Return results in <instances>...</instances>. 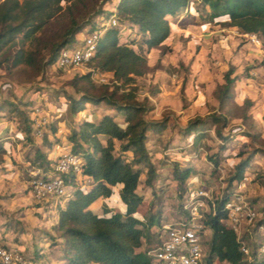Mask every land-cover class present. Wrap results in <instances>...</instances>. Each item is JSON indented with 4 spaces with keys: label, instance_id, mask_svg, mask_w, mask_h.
I'll list each match as a JSON object with an SVG mask.
<instances>
[{
    "label": "trees",
    "instance_id": "trees-1",
    "mask_svg": "<svg viewBox=\"0 0 264 264\" xmlns=\"http://www.w3.org/2000/svg\"><path fill=\"white\" fill-rule=\"evenodd\" d=\"M90 1L0 0V54L19 46L14 55H7L4 60L10 61L13 68L25 66L39 74L46 66L56 63L64 48L77 43L84 30L91 33L104 29L96 53L88 63L92 69L75 77L77 95H69L67 108L60 112L63 116L68 112L76 118L87 110L88 105L99 107L104 104L108 109L100 118L94 112L87 114L70 129L68 140L72 151L82 158V173L80 176L73 172L62 174L72 186L71 194L63 204L56 199L47 201L53 203L58 211L54 233L48 232L47 235L53 244L60 245L63 264H153L148 254L150 246L142 248L145 237L149 241L151 239L149 226L145 224H155L156 218L152 215L144 221V216L138 215L144 203V196L138 188L143 175L151 186L159 176L148 146L149 134L166 130L171 118L166 115L159 120H149L147 112L150 107L138 99L137 79L150 70L147 54L154 48L163 47L162 54L170 49L168 41L172 35V24L169 16H176L187 8V14L191 8L198 13L204 12L215 25L233 27L242 34L255 33L264 44V0H118L111 10L103 5L98 10L94 9ZM109 1L105 0L104 4ZM91 10L95 12L92 16L89 15ZM113 15L120 25L104 27L106 20ZM97 17L105 22L97 21ZM61 19L66 20V25L59 37L47 47L41 35L48 26ZM186 23L191 24L193 20L187 19ZM122 25L135 27L139 39L124 40ZM234 72L235 67L231 66L225 73L224 83L215 91L221 113L190 119L182 130L198 153L204 139L209 136L211 126L216 127V133L222 139L221 148L225 156L236 146L237 140H247L245 135L232 137L221 130L228 124V118L222 112L235 98L237 77ZM95 73L109 75L115 84L112 88L96 85ZM158 91L154 88L151 94L156 95ZM2 112H8L10 118L15 114L20 116L18 129L24 134L23 140L34 141L31 114L21 110L19 104L10 99L0 103V115ZM49 126L53 139L45 131L42 144L52 149L61 139L57 135V123L52 121ZM12 148L9 139H0V170L4 168L8 155L18 163ZM34 149V158L30 159L34 165L44 172L54 167L55 161L48 158V152L37 146ZM260 151L253 149L236 164L229 178V187L217 199L213 211L205 215V229L212 231L205 264H215L216 260L229 264H264V256L257 253L262 242L252 243V258L249 259L242 250V240H245L239 239L225 223V204L233 192L230 186L234 181H243L253 156ZM243 154L238 153L239 156ZM211 159L216 166L221 161L218 155ZM194 171L191 166L174 164V174L181 186ZM80 178H90L91 182L82 186ZM116 192L126 206L124 211L109 204ZM100 200L104 202L101 213H98L93 207ZM181 211L186 217L189 215L184 204ZM263 222L257 221L254 229L264 226ZM157 223L160 224L159 219ZM158 235L160 239V232ZM33 256L39 262L40 255Z\"/></svg>",
    "mask_w": 264,
    "mask_h": 264
},
{
    "label": "rangeland",
    "instance_id": "rangeland-1",
    "mask_svg": "<svg viewBox=\"0 0 264 264\" xmlns=\"http://www.w3.org/2000/svg\"><path fill=\"white\" fill-rule=\"evenodd\" d=\"M90 2L93 3L94 9L98 10L103 5L105 9L111 10L115 8L118 0H110L107 4H104L105 0H91ZM94 14L95 12L91 10L89 15ZM96 20L105 22L99 17ZM109 20L110 18L106 22ZM65 21V19L56 21L44 30L41 36L48 44L47 47L50 42L59 37L66 25ZM106 25L104 27H108ZM122 28L123 31H129L127 35H123L124 40L139 39L135 27L122 25ZM224 28L226 30L220 32L210 33L208 31L209 39L196 34H192L197 38L195 41L180 34L171 36V41L168 42L170 49L165 51V54H162L163 47L148 52L150 70L146 75L137 79L138 99L150 107L147 118L159 120L166 115L171 118V123L166 130L158 134L154 132L149 134L148 145L159 176L151 186L145 182L146 176L143 175L138 188V192L144 196V203L138 215H143L144 221H148L152 215L156 218L155 224L149 222L145 224L149 226L151 239L149 241L147 236L145 237L142 249L164 239L162 229L164 223L176 224L186 216L182 213L181 207L190 197L191 190L209 191L211 200L207 203L204 212L213 211V204L229 187V178L233 175L236 164L256 148L262 151L253 156L251 166L245 173L243 181L241 183L234 181L230 188L234 191L243 184L241 189L257 209V221L264 220V76L255 77L252 74V71H258L257 68L260 67L261 52L248 37L242 35L236 28ZM86 32L84 30L79 35V39H83ZM18 48L19 46H15L5 54H0V103L4 99L14 100L19 104L20 109L28 114L33 113L36 107H40L42 111L50 113L53 121L61 128L60 135L68 136L70 129L75 127L80 119L85 117V114L82 112L76 118L71 117L68 112L62 118L56 119L55 116L61 109L67 108L69 95H77L74 85L75 77L90 71L92 69L90 64L67 70L46 66L38 74L35 70L25 66L13 68L10 61L4 60L7 55H14ZM47 51L48 48L45 55ZM231 66L235 67L234 76L237 77L235 98L222 112L227 116L228 124L221 130L232 137L245 135L247 140L246 142L237 140L236 146L228 156H225V151L221 148L222 139L217 135L216 127L211 126L209 136L204 139L203 147L198 153L192 143L188 146L192 140L184 135L182 130L190 119L221 113L215 91L218 85L224 83L225 73ZM106 79L107 82L102 83L96 81L95 78L94 81L98 86L107 85L112 88L115 82L109 75ZM154 88L159 89L156 95L151 94ZM107 109L108 106L104 104L99 107L88 105L84 113L94 112L98 116ZM10 117L11 115L7 112L6 115H0V120H9ZM14 117H16L14 121L21 119L16 114ZM46 130L51 132V127L48 126ZM35 140L41 141L42 139L35 137ZM23 146H20L22 153L17 152L16 155L18 157L21 155L23 159L26 157L32 159L34 147L24 150L26 146ZM240 152L244 154L239 156ZM216 155L221 159L218 166L214 165L211 159ZM177 162L180 167L191 166L195 170L184 186L178 184L174 174V164ZM194 177L197 179H193ZM29 190L32 191V188L28 187L26 192ZM7 193L9 196L6 199V205L12 208L8 213L19 214L28 211L31 205L27 204L29 200L27 201L22 190L9 189ZM112 202L116 203L120 210L126 208L118 192L112 196ZM5 215L7 216L2 212V218H5ZM8 218L6 225L14 229L17 225L10 216ZM158 219L160 224L157 223ZM16 232L19 234L20 241H32L29 233H22L19 229ZM211 235L210 229L204 233L203 246L206 254L210 247ZM4 238L10 239L11 235L9 232L0 230V239ZM243 239L251 247L255 241L263 242L264 229L255 230L251 227ZM215 264L229 263L216 260Z\"/></svg>",
    "mask_w": 264,
    "mask_h": 264
},
{
    "label": "built area",
    "instance_id": "built-area-1",
    "mask_svg": "<svg viewBox=\"0 0 264 264\" xmlns=\"http://www.w3.org/2000/svg\"><path fill=\"white\" fill-rule=\"evenodd\" d=\"M106 26L120 25L118 19L113 15ZM104 24V25H105ZM104 33V29L94 32H86L83 39L64 48L53 67L67 70L72 67H78L90 62L95 55L99 38ZM248 37L253 45L259 48L261 52L260 67L258 71H252L256 76H264V44L261 38L255 33L242 34ZM96 81L107 82V75L95 73L93 76ZM33 134L35 137L42 138L46 128L52 123L53 117L50 113L42 111L36 107L32 113ZM61 112L57 113L56 119L62 117ZM57 157L54 165V173L46 174L41 167L36 166L32 169L30 186L34 197L38 201L59 200L63 204L71 194L72 186L69 185L62 174L73 172L80 176L82 173V158L72 151V144L69 141H60L55 145ZM90 178L79 180L82 186L88 185ZM243 185V184H242ZM234 190L227 199L225 209L227 218L225 223L231 227L242 239L254 227L258 212L256 207L248 200L241 189ZM211 197L207 190L190 191V197L184 205L188 211V216L182 218L178 223H164V239L151 245L148 254L153 260V264H205L206 253L203 246V237L206 232L204 218L206 213L204 209L207 203H210ZM215 204H213L214 209ZM212 209V210H213ZM260 229H264L261 226ZM242 250L252 258L251 247L242 240ZM257 253L264 256V241L260 244ZM0 264H38L34 256L17 248L8 246L0 239Z\"/></svg>",
    "mask_w": 264,
    "mask_h": 264
},
{
    "label": "crops",
    "instance_id": "crops-1",
    "mask_svg": "<svg viewBox=\"0 0 264 264\" xmlns=\"http://www.w3.org/2000/svg\"><path fill=\"white\" fill-rule=\"evenodd\" d=\"M187 12H188V8L176 16H169L172 24L171 36L175 34H180L186 36L187 38L188 37L191 38L192 41H195L197 40V38L193 37L192 34L202 35L207 37V39H209L210 37L208 36L210 33L226 30V28L220 25L217 26L213 25V23L210 20L206 19V14L204 12L198 13L196 12L195 8H191L190 13L187 14ZM187 19H192L193 23L187 24L186 23ZM208 31H210V33H207ZM127 32L126 30L123 31V35H127L128 34ZM221 35L222 34H220V36ZM170 41L171 38L168 42ZM155 49L156 48L152 50ZM84 112L83 114H85L86 117L87 114ZM6 114L7 113L5 112L1 113V115H6ZM100 116L101 115H98V118H100ZM15 118L16 117H12L9 120H5V121L0 120V139H9L11 141L13 146L12 148L13 157L18 162V163H14L12 157L8 155L4 168L0 170V230L1 231L3 230L4 232H9V234L11 235L10 239L4 238L3 240L10 247L17 248L31 255L39 254L40 259L38 264H63V261L61 260L62 251L60 245L53 244V241L47 235L48 232L54 233V226L58 221L57 208L51 202L38 201L33 196L31 190H29V192H26V189H28V187L29 188L31 187L30 186L31 172L32 169L35 167V165L31 162L30 160L31 157H26L23 159L21 155L19 157L18 155H16L17 152H19L20 154L22 153L20 149L21 145L26 146L25 148H23L24 150H27V148L30 147H34V148L36 146L40 147L42 151L48 152V158L53 161H56L57 152L55 151V146L52 149H49L47 146L42 144L43 140L41 141L35 140V137L33 142L26 140H24L25 142H22L21 140H23L24 134L23 132L19 131L18 129L19 121L18 120L14 121ZM61 131L62 130L59 127V131L57 135L61 139V141L62 140L69 141L67 135H60ZM46 132L49 133V137L52 140L53 134L47 130ZM190 144L191 142L188 143V146H190ZM33 158L34 157H32V159ZM45 173L48 175L53 174L54 167H51ZM193 179L196 180L197 177H194ZM15 188H18V190L20 191L22 190L23 193H25L27 201L29 200L27 204H30L31 206L28 207V211L25 213L20 212L19 214L18 213L13 214V212H11L14 215L13 216L11 215V213H8L12 208L7 207L6 199L9 196L7 191L9 189L13 190ZM103 202L104 200H100L97 203V205L93 207L96 212L101 213V206ZM109 204L114 206L116 210H120L117 207V204L112 202V198ZM124 210H120V211H124ZM2 212L7 214V216L5 215V218H2L1 216ZM8 216H10L13 222H15V225H17L14 227V229L9 228L6 225L7 222L9 221ZM18 229L22 233H29L32 236V241H26V242L20 241L19 234H17L16 232ZM24 245H26V247H24ZM24 248L25 250H23Z\"/></svg>",
    "mask_w": 264,
    "mask_h": 264
}]
</instances>
